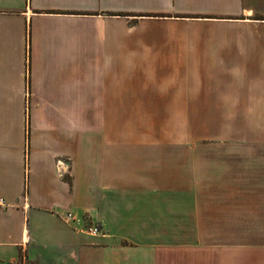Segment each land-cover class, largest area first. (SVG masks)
I'll list each match as a JSON object with an SVG mask.
<instances>
[{
  "label": "crops",
  "instance_id": "1",
  "mask_svg": "<svg viewBox=\"0 0 264 264\" xmlns=\"http://www.w3.org/2000/svg\"><path fill=\"white\" fill-rule=\"evenodd\" d=\"M0 199L1 263L264 264V0H0Z\"/></svg>",
  "mask_w": 264,
  "mask_h": 264
},
{
  "label": "rangeland",
  "instance_id": "2",
  "mask_svg": "<svg viewBox=\"0 0 264 264\" xmlns=\"http://www.w3.org/2000/svg\"><path fill=\"white\" fill-rule=\"evenodd\" d=\"M150 106H126V114L130 117H136V121L129 122L136 129L149 128L150 123L145 122L144 111ZM153 114L156 115V121L152 120V129L157 130L158 144L177 145L181 142L183 131L189 135L191 142L200 136L204 143L211 140L209 133L212 131V122H202V112L198 111V106H181V105H157L152 106ZM129 118V119H132ZM200 120V121H199ZM0 264H7L1 263ZM25 264H36L25 262Z\"/></svg>",
  "mask_w": 264,
  "mask_h": 264
},
{
  "label": "built area",
  "instance_id": "3",
  "mask_svg": "<svg viewBox=\"0 0 264 264\" xmlns=\"http://www.w3.org/2000/svg\"><path fill=\"white\" fill-rule=\"evenodd\" d=\"M1 201V199H0ZM65 220L67 222H70V221H74L75 220V217L73 215V213L71 211H68L65 215ZM85 230L92 234V235H97V234H100V230L97 228V226H94V225H88L85 227Z\"/></svg>",
  "mask_w": 264,
  "mask_h": 264
},
{
  "label": "trees",
  "instance_id": "4",
  "mask_svg": "<svg viewBox=\"0 0 264 264\" xmlns=\"http://www.w3.org/2000/svg\"><path fill=\"white\" fill-rule=\"evenodd\" d=\"M37 264V263H36Z\"/></svg>",
  "mask_w": 264,
  "mask_h": 264
}]
</instances>
